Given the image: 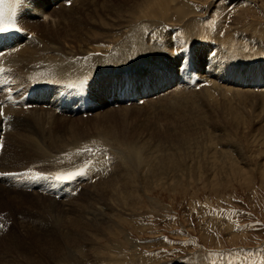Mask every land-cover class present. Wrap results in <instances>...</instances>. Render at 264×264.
<instances>
[{
  "label": "bare ground",
  "instance_id": "obj_1",
  "mask_svg": "<svg viewBox=\"0 0 264 264\" xmlns=\"http://www.w3.org/2000/svg\"><path fill=\"white\" fill-rule=\"evenodd\" d=\"M68 1L19 0V3L13 4L12 0H6L5 4L0 5V11L3 12L5 18L10 17L12 20L15 18L23 25L22 28L26 31L28 30L29 33L38 29L43 39L39 40L37 36L25 32L26 34L20 37L11 47H5L3 49L4 52L0 54V73L5 69L8 70L11 74L14 87L11 89L12 93L6 94L4 88L0 87V173L6 171L16 172V170L19 172L23 170L24 163L26 162H49L51 159V155L49 156L39 145L35 136L29 132H24L26 116L36 112L48 114L53 118L56 117L55 113L62 114L64 117L73 116L72 112H57V108L61 110L65 106L62 103V99L58 98L59 93L57 92L55 100L47 97L48 100L45 99L39 102L36 99L31 100L26 98L21 103L20 99H16V90L17 95L21 96L37 85L48 84L50 82L54 83L58 88L65 90L81 88L85 91L88 88L93 100L89 105V110L92 111L94 109L90 114L93 115L100 109L106 108L108 111L110 110L100 116L98 125L107 124L108 127L104 128V130H109V134L114 135L135 134L134 131L130 130L131 123L127 114L132 110L129 106L136 105L137 103L115 105L109 102L113 87L121 81L127 82L129 94H133L134 92L139 93L138 87L141 86L140 94L145 95H139L138 98H145V102L153 101V103H159V101H167L168 107L174 112L180 108L184 109V107H189L190 109L185 111L187 112L186 116H183L185 121L180 122V125H175L177 127L176 130L179 129L181 133H175L171 127H168L166 131L161 129L155 130L156 132L152 133V138L140 137V140L145 142L144 144L152 148L151 152H147L145 146L138 142H121V144H125V147L114 149L118 155V158L116 157L117 161L120 159V162L125 166V172H127L122 179H117L116 172L110 170L109 167L102 175L103 169L107 168L102 163L106 159H101L100 161L98 155L103 151L111 149L110 147L113 145L110 140L113 139L101 136L95 142L89 141V146L84 147L83 153L79 152L80 157L75 162L88 161L89 159H84L90 157L88 155L90 153L91 156L97 155L95 160L86 164L80 163L79 165L81 166L77 168L86 169L88 165L91 168H95L98 165L97 168L100 169L101 173L97 170L87 171L92 176H95L97 178L96 181L99 182L98 204L103 203L102 201L109 202V210L104 211L100 208L101 205H95V208L92 206L88 211L84 210L82 212L73 203L75 199L72 202L68 200L70 202L68 203L66 202V198H62L60 203L64 205L68 218H64L63 222L58 220L59 223L55 224L56 227L53 229L55 231L53 235L38 236L33 234V231L26 233L27 241L32 247L38 246L41 257L32 256V252H25L24 250L25 253L19 252L16 254L18 258L16 261L14 259L15 264H100L103 252L109 250L106 244H111L112 247H115L113 251H117L119 254L122 252L119 246H126L128 248H133L134 246L135 248V244L129 243V235L125 233L126 230L122 229L124 224L122 222L130 216V212L133 210L130 203L139 202V199L141 200L146 196L148 190L165 184L169 179L176 180L179 177L189 176V179L201 181L210 176L222 174L228 165L221 158L222 156H226L224 150H219L218 153L215 152L212 156L205 157V160L211 158L214 161L207 163L208 161L203 162L199 158L203 154L196 155V151H192L193 148L197 150L216 139L224 140V136L231 133H234L236 137L248 138L253 144L264 145V84L259 82L264 81V43H262L263 37L261 38V31L259 33L258 31L255 32L252 36L256 37L249 39V42H246L242 38L240 31H235L231 27L225 28L224 25L226 24H223L221 27L218 24L219 27L214 32L212 28H209V26H213L214 16L208 14V11L205 10L206 14L203 16L186 18L187 22L184 24V27L182 26L181 30L182 36L176 43L171 38L174 31L170 30L168 33L166 31L162 32L161 26L154 21L152 23L149 22L148 19L161 16L162 20H165L170 17V8L174 10L173 15L187 17L190 9L184 0H117L116 4H111V0H104L100 4L103 8L102 10L110 14L107 16L113 22L115 21L119 24H126L128 22L131 26L134 25V29L130 33H124L125 35L121 34V36L118 35L111 39L110 36L107 37L109 39H104L100 33H96L95 35L93 32L94 34H92L94 29L91 31L90 36L84 39L85 43L87 40L92 41V46L89 47L90 50H84V48L80 52L76 50L78 51L77 53H73V51L71 53L69 51L68 53L66 51L64 54L61 53L63 51V47H60L61 41H58L60 44L56 42L54 36L59 38L62 36L64 39H68V36H63L66 34L65 26H67L68 22L66 21V16L72 17L77 13L73 12L72 14L69 11L70 9L65 7L53 9V5ZM75 1H83L82 3L85 4V0ZM91 2L93 4V1ZM217 5L219 6L218 9L221 10V16L226 14L223 17L224 19L228 18L231 14L232 17L229 16V18L234 21L232 22L234 24L238 18L237 11H240L242 7L238 4L237 8L233 10L232 15V11H229V6L225 2ZM80 6L81 10H83V6L81 4ZM32 14L35 16L42 14L54 20L43 24L42 22L38 23V21L34 20L36 17ZM124 15L126 17H123ZM171 18L173 19V16ZM68 25H72L71 28L74 27L72 22L68 23ZM106 25L110 28L113 27L112 22ZM152 26L157 27L151 28ZM90 27L89 29L92 28ZM222 31L225 33L220 36ZM250 33L252 34V32ZM211 40L213 42L219 40L218 46H215V49L218 50L214 57L215 51L212 52L214 47H211ZM177 45H180L178 49L183 48L178 50L181 51L179 54L181 53L182 55L180 64L179 59L174 57V50L177 48ZM185 45L187 46L184 47ZM210 52L211 55L207 58ZM243 52L248 54V57L246 55L248 60L261 59V62L241 63L239 59H242ZM185 53L187 54L185 55ZM233 64H239V66H233L230 69L231 72L228 73V68ZM243 65H245V71L250 73V70L252 72L250 73L251 78H247L249 81H246V77L243 79L242 76H239V69H242ZM179 67L185 69L188 73V84L182 76H178L181 81L179 86L177 82L168 84L175 76L177 77V73L181 69ZM110 72L114 74H109ZM218 85H221L219 87L221 89L219 94L216 92ZM20 88H25V90L20 91ZM242 88L248 89L242 90ZM185 90L190 91L192 93L191 96L186 94ZM102 93L105 94L104 97ZM204 102L208 104L206 108L210 106L211 113H209L210 111L202 113L203 110L200 107V103ZM114 107L119 108L115 110L109 109ZM25 110H30V112H26ZM78 117L80 116L78 115ZM104 120L105 122L102 123L101 121ZM44 121L47 122L46 120ZM209 123H211L210 127L214 124V127L220 130L219 134H213L208 130ZM94 125H97L96 122ZM4 127L6 128L4 129ZM58 133L60 132L58 131ZM200 137L205 138V140L201 138L202 141L199 142L197 138ZM151 140L156 143L151 144L152 146L155 145L154 147L149 144ZM219 140L215 142L220 143ZM175 142H177L175 146H178V149L175 151L164 150L170 147L168 146L169 143L174 146ZM82 143L84 142L75 143V146L80 147ZM51 144L54 143L51 142ZM212 144L215 145L214 142ZM181 147L189 148L190 152H186V148L181 149ZM94 161L97 162L96 165H93ZM58 169H61L59 171V174H61L75 171L76 168L61 163L58 165ZM17 174L20 176V173ZM6 184H8L7 187H5ZM23 189V187L12 185L0 174V218H4L5 216L10 218L14 214L12 208L14 206L20 207L27 198L36 197L37 200H43L38 191H33L30 196L28 195V191ZM53 203L57 204L59 201L53 198ZM76 205H79V203L77 202ZM70 214H73L72 217ZM26 226L28 225L26 224ZM1 230L2 227L0 225ZM17 232L15 231V236ZM117 238L125 239L124 244L118 245L116 242ZM125 261L127 260L125 259Z\"/></svg>",
  "mask_w": 264,
  "mask_h": 264
},
{
  "label": "rangeland",
  "instance_id": "obj_2",
  "mask_svg": "<svg viewBox=\"0 0 264 264\" xmlns=\"http://www.w3.org/2000/svg\"><path fill=\"white\" fill-rule=\"evenodd\" d=\"M69 1L71 4L68 5ZM69 1L53 5V9L65 7L69 8V11L72 14L73 12L77 13L72 17L66 16V21H68L67 26H65L66 34L63 33L65 35H61L68 36V39H64L62 36L60 38L54 36L56 42L61 41V44L58 42L61 45L60 47H63V51H61V53H66V51L68 53L69 51L70 53L72 51L73 53H77L78 51L76 50H79L80 52V50H83L84 48V50H90L89 47L92 46V41L87 40L85 43L84 39L88 38L91 34V31L94 29L95 30L92 31V34L95 33L96 35V33H100L104 39H109L107 38L109 36L111 39L118 35L121 36V34L124 33H130V31L134 29V25L131 26V24H128V22L126 24H119L115 21L113 22L111 18L107 16L110 14L103 12L102 10L103 8L100 4H102L104 0H91L93 1V4L90 0H85V4L82 3L83 1ZM116 1L117 0H111V4H116ZM184 1L190 9H188L190 15L188 14L187 17L181 15L180 17H177L176 15H173L174 10L170 8L169 18L162 20L161 16H157L148 19L149 22L152 23L154 21L159 26H161L162 32L166 31V33H168L170 30L174 31L171 38L172 40H175L176 43L182 36V26L184 27L187 19H190L192 16H203L206 14L205 10L208 11V14L214 16L215 20L212 22L214 27L209 26V28H212L214 32L217 31L216 28L219 27L218 24L220 27L223 24H226L224 25L225 28L231 27L232 29L234 28L235 31H240L242 38L245 39L246 42H249V39L256 37L252 36L255 32L258 31L259 33L261 31V38L263 37L262 43H264V0H214V2L213 0H189V2L188 0ZM221 2H225L229 6V11H232V15L233 10L237 8L238 4L242 7L240 11H237L238 13L236 12L239 16L237 15L238 18L234 24L232 23L234 21L229 18V16L232 17L231 14L225 19L223 17L226 14L221 16V10L218 9L219 6L217 5L219 3L221 4ZM189 3L191 4L189 5ZM80 4L84 8L83 10H81ZM32 15L36 17V19H34L35 21H38V23L42 22V24L52 22L54 20L53 18L43 15ZM172 16L173 19L171 18ZM123 17L126 16L124 15ZM68 18L71 21H69ZM220 20L223 22H221L222 24L220 23ZM108 21L112 22V28L106 25L109 23ZM71 22L74 25L73 28H71L72 25H68V23ZM78 24H80V26H78ZM85 25L87 27L89 25V27L91 26L92 28L90 27L91 29H89V27L87 28ZM230 25L234 26L232 27ZM39 27L41 26L39 25ZM155 27L157 26H152L151 28ZM235 27L238 28L236 29ZM248 30H250L249 33ZM223 31L221 32L220 36L225 33ZM31 32L33 33L32 35L37 36L39 40L42 39L41 32L39 33L38 29ZM250 32H252V34ZM73 37H75V39H73ZM210 42L212 44L211 47H214V50L212 51H215L213 55L214 57L218 50L215 48L218 46L219 40L215 41L216 43L213 42V40ZM186 46L187 45L184 47ZM178 47H180V45H177V48L175 49H183H178ZM179 52L181 51L176 52L174 57L179 59L180 64L182 55L181 53L179 54ZM210 55L211 52L207 58L210 57ZM242 55L244 57L247 55L248 57L246 52H243ZM243 56H241L242 59H239V61L241 60V63L261 62V59L248 60L247 57L244 58ZM233 66L237 67L239 64H233L231 67H229L227 70L228 73L231 72L230 69ZM244 66L245 65H243L242 69H239V76H242L243 79L246 77V81H249L248 79L251 78L250 73L252 72L250 70V73L245 71ZM109 74L114 73L110 72ZM259 82L264 84V81ZM126 83L127 82L121 81V87H124ZM220 86L221 85H218L216 89L218 94L221 91L219 88ZM140 87L141 86L138 87L139 92L141 89ZM244 89L248 88H242V90ZM184 92L189 94V96L192 94L187 90ZM229 95L231 94L229 93ZM102 96L104 97L105 94L102 93ZM165 102L167 103V101H159V103H153V101H149L129 106L132 110L129 111V114L127 115L129 117V122L131 123L130 130L135 132L134 135L130 133L126 135L109 134V130H104V128L108 127L107 124L98 125L100 116L110 111H108L106 108L100 109L93 115H80V117H78V115L64 117L62 114L55 113L56 117L53 118L45 113H31L25 117L26 125L24 126V132H29L34 135L38 140L39 145L47 152L49 156L51 155V159L49 162H33L32 160V162H26L24 163L25 166L23 170H20L19 172H25L29 165L32 167L33 164H35L41 169H49L50 172L59 174L61 169H58V165L63 163V165L67 166L68 164V166L76 168L75 171L80 170L83 174L77 175L74 179L70 180V186L75 185L79 181L80 185L76 189L77 195L72 198H66V202L70 203L73 199H75L73 200V203H75L76 208L81 209L82 212L84 210L88 211V209L92 206L95 208V205H101L100 208H102L104 211H108L110 208L109 202L102 201L103 203L98 204L97 198L100 185L99 182L96 181L97 178L89 174L86 168L84 170L86 171V174L91 176V180L87 181L89 183L84 182L83 179L85 178V173L83 172V168H77L81 166L79 165L80 163L86 164L87 162L95 160L97 155L94 154L91 156L90 153L88 154L90 157H86L84 159H89L88 161L75 162V160L80 157L79 152L83 153L82 150L89 146L88 143L95 142L96 139L98 140L101 136L113 139L110 140L113 145L110 147L111 149L103 151L98 155L100 161L101 159H106L102 162L107 167L103 169L102 175L106 170H108L109 167L110 170L116 172L117 179H122L123 176L127 174V172H125V166H123V164L120 162V159L117 161L116 157L118 158V155L114 150L115 148L125 147V144H121V142H138L145 146L147 152H151L152 148H149L146 144H144L145 142L141 141L140 137L145 136L152 138V133H155V130L161 129L166 131L168 130V127H171L175 133H181L179 129L176 130L177 127L175 125H180V122L185 121L183 116H186L185 114L187 112L185 111L189 110L190 108L184 107V109L180 108L174 112L170 110L168 103L166 104ZM200 104V107H202L203 110L202 113H207L211 110L210 106L206 108L208 105L207 103L204 102ZM118 108L119 107H114L109 109L115 110ZM30 110L25 111L30 112ZM209 113H211V111ZM95 122L97 125H94ZM101 122L103 123L105 120ZM45 123L47 124L45 125ZM212 125L213 126L210 127L211 123H209L208 130L213 134H219L220 130L215 128L214 124ZM5 128L6 127H4V129ZM47 131L50 132L48 133ZM58 131L60 133H58ZM193 136L195 137V135ZM224 137V140H215L216 142L219 140L220 143L211 141L208 144L209 146L203 145L204 147H200L197 150H194V148L192 149V151H196V155L203 154L204 156H199V158L200 160H203V162L208 161L207 163L214 161L211 158H207L205 160V157L209 155L212 156L213 153H218L219 150H224L226 152V156H222L221 158H223L228 163L224 172L222 174H217L216 176H210L201 181L189 179V176L179 177L176 180L169 179L165 184L151 188V191L148 190L146 196H144L141 200L139 199V202L137 201L134 204L130 203L133 210L130 212L131 214L128 216L129 218L127 217L125 221L123 220L124 222H122V224H124L122 229L124 231L126 230L125 233H128L129 243L132 245L135 244L136 247L134 248L133 246V248H128L126 246H119V249H122L121 254H119L117 251H113L115 247H112L111 244H106L109 250L103 252L101 256L102 261L100 264H264V145L253 144L248 138L245 139L236 137L234 133L225 135ZM49 138L52 139V141H50ZM201 138L202 137L197 138L199 142L202 141ZM202 139L205 140V138ZM74 141L75 143H84L78 147L75 146ZM51 142L54 143L55 146L54 144H51ZM213 142L215 145L212 144ZM153 143L154 141L151 140L149 143L150 146H152L151 144ZM176 143L177 142L174 143V146L173 144L171 145L169 143L168 146L170 147L168 149L165 148L164 150L175 151L178 149V146H175ZM154 146L155 145L152 147ZM185 148L181 147V149ZM188 150L189 148H186V152H190V150ZM96 164L97 162L94 161L93 165ZM87 167H89V165ZM97 167L98 165L95 167L96 170L100 172V169ZM7 186L8 184L5 185V187ZM93 188L98 189L94 190ZM32 192L33 191H28V195L31 196ZM39 195L42 196L43 200H37L36 197L27 198L22 203L25 205L21 204L20 207L14 206L12 208L14 214H12L10 218L6 216L4 217L10 222V225L6 223L1 225L0 264H15L14 259L15 261L17 260L18 257H16V254L19 252L25 253L30 251L33 254L32 256L41 257L38 246L32 247L27 241L26 233L33 231L34 233H32L38 236H51L55 232L53 230L56 227L55 224L59 223L58 220L63 222L62 220L68 216L64 205L60 203L62 198L57 199L53 196L44 195L41 193H39ZM53 198L58 200L59 203H53ZM76 201L80 206L76 205ZM72 215L73 214H70L71 217ZM21 223L22 225H20ZM26 224L28 226H26ZM15 231H18L16 236ZM124 240L125 239L123 238H117L116 242L118 245H123ZM14 246L19 251H17ZM3 251L6 252L4 253ZM125 259L127 261H125Z\"/></svg>",
  "mask_w": 264,
  "mask_h": 264
},
{
  "label": "snow or ice",
  "instance_id": "obj_3",
  "mask_svg": "<svg viewBox=\"0 0 264 264\" xmlns=\"http://www.w3.org/2000/svg\"><path fill=\"white\" fill-rule=\"evenodd\" d=\"M6 0H0V5L5 4ZM13 4L19 3V0H12ZM13 14H14V9H13ZM12 19L10 17L5 18L4 14L2 11H0V31H7L9 30L8 25L12 24ZM83 174L82 171L77 170V171H70L67 173H61L57 174L54 179L60 182H65V181H70L74 179L77 175Z\"/></svg>",
  "mask_w": 264,
  "mask_h": 264
}]
</instances>
